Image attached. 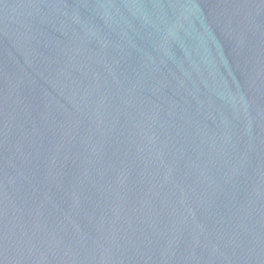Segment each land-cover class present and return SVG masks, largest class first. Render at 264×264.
Masks as SVG:
<instances>
[{"label":"water","instance_id":"95a60500","mask_svg":"<svg viewBox=\"0 0 264 264\" xmlns=\"http://www.w3.org/2000/svg\"><path fill=\"white\" fill-rule=\"evenodd\" d=\"M0 264H264V0H0Z\"/></svg>","mask_w":264,"mask_h":264}]
</instances>
